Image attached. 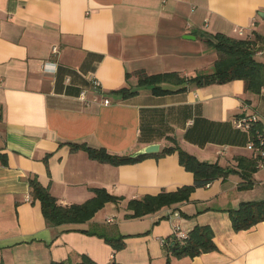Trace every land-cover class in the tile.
I'll list each match as a JSON object with an SVG mask.
<instances>
[{"label": "crops", "instance_id": "1", "mask_svg": "<svg viewBox=\"0 0 264 264\" xmlns=\"http://www.w3.org/2000/svg\"><path fill=\"white\" fill-rule=\"evenodd\" d=\"M216 33L258 35L264 62V0H0V264H264V220L237 231L229 212L264 199L250 133L232 124L247 103L264 129V88L246 91L242 79L163 82L171 91L157 95L136 74L213 72L218 54L204 39ZM49 62L56 70L44 69ZM153 143L227 174L187 200L132 216L130 200L194 183L178 152L115 165L72 148L133 155ZM241 171L250 186H241ZM31 179L63 206L86 202L95 188L121 199L87 221L56 225ZM197 225L211 227L216 250L177 257L160 242Z\"/></svg>", "mask_w": 264, "mask_h": 264}, {"label": "trees", "instance_id": "2", "mask_svg": "<svg viewBox=\"0 0 264 264\" xmlns=\"http://www.w3.org/2000/svg\"><path fill=\"white\" fill-rule=\"evenodd\" d=\"M250 37L236 38L223 33L214 34V38H205L207 45L214 47L218 58L214 62L213 72L185 78L177 72L148 75L138 71L139 84L152 85L155 94H164L171 91L164 88L161 83L169 82L173 85H182L185 81L197 85L225 83L235 79L245 82L246 91L260 93L264 88V62L256 57V40ZM184 88V87H183ZM180 88V89H183ZM126 92V88L119 90ZM130 91V90H128ZM135 91H132L133 93ZM83 147L93 159L115 165L137 162L147 156L155 154L157 157L178 152L180 163L194 174V183L184 185L175 191H162L157 195H147L141 199H132L128 207L134 211L132 216H141L153 212L162 206L172 205L189 199L193 190L206 186L213 180L227 174L226 170L218 163L202 161L196 156L180 149L178 146H169L152 154L132 156L127 154H112L106 149L91 148L85 145L72 144V148ZM250 172L241 171L243 181L241 186H250ZM32 195L39 199L46 219L56 225L64 223H80L91 219L94 214L107 202H118L121 197L110 194L105 188H95V195L84 203L63 206L53 196L47 186L37 179H31ZM233 228L237 231L249 229L264 220V199L258 201H243L236 209H230ZM168 239V238H167ZM117 248L120 245L115 244ZM168 250L177 257H194L202 252L213 251L217 246L213 239V230L209 225L195 226L184 239L174 236L168 241ZM61 264V263H54Z\"/></svg>", "mask_w": 264, "mask_h": 264}, {"label": "built area", "instance_id": "3", "mask_svg": "<svg viewBox=\"0 0 264 264\" xmlns=\"http://www.w3.org/2000/svg\"><path fill=\"white\" fill-rule=\"evenodd\" d=\"M234 31L238 33L240 36L245 35V30L243 27L235 28ZM55 52H57V48H53ZM54 66L51 68V66ZM44 69L48 70H56V63L55 62H49L44 64ZM92 82L95 87H98L100 85V82L98 79L93 78ZM82 96L84 93L81 94ZM105 102H108V99H105ZM249 104L244 103L242 105L244 114L236 116L232 119V124L239 130L246 131L250 133V138L247 142V148L249 151L252 152V154L257 158L258 160V166L264 167V129L256 128V125L259 122V117L255 112L250 111ZM225 150V149H224ZM224 150L222 152H224ZM110 222L113 221V218L108 219ZM188 235V232L181 231L180 229H177L174 232V236H176L178 239H184ZM168 239L161 238L160 242L163 245L168 244Z\"/></svg>", "mask_w": 264, "mask_h": 264}, {"label": "water", "instance_id": "4", "mask_svg": "<svg viewBox=\"0 0 264 264\" xmlns=\"http://www.w3.org/2000/svg\"><path fill=\"white\" fill-rule=\"evenodd\" d=\"M158 150H159V145L157 143H153L141 149L140 151L133 154L132 156L136 157V156L144 155V154H152L154 152H157Z\"/></svg>", "mask_w": 264, "mask_h": 264}, {"label": "rangeland", "instance_id": "5", "mask_svg": "<svg viewBox=\"0 0 264 264\" xmlns=\"http://www.w3.org/2000/svg\"><path fill=\"white\" fill-rule=\"evenodd\" d=\"M123 210H124V208L122 209V208H120L118 211L120 212V213H122L123 212Z\"/></svg>", "mask_w": 264, "mask_h": 264}]
</instances>
